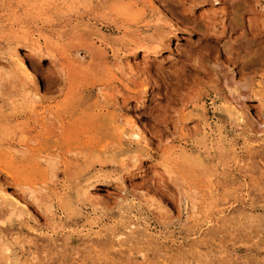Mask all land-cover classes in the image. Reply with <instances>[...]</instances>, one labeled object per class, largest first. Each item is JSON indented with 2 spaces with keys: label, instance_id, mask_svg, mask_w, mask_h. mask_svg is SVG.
<instances>
[{
  "label": "rangeland",
  "instance_id": "rangeland-1",
  "mask_svg": "<svg viewBox=\"0 0 264 264\" xmlns=\"http://www.w3.org/2000/svg\"><path fill=\"white\" fill-rule=\"evenodd\" d=\"M0 171V264H264V0H0Z\"/></svg>",
  "mask_w": 264,
  "mask_h": 264
},
{
  "label": "bare ground",
  "instance_id": "bare-ground-1",
  "mask_svg": "<svg viewBox=\"0 0 264 264\" xmlns=\"http://www.w3.org/2000/svg\"><path fill=\"white\" fill-rule=\"evenodd\" d=\"M151 40V39H150ZM152 41V40H151ZM142 42V41H141ZM153 46V45H152ZM142 47V46H141ZM148 47H151V46H148ZM153 47H157V46H153ZM141 49H144V48H141ZM147 48H145V50H146ZM47 51V50H46ZM49 55V54H48ZM50 56V55H49ZM148 56V55H147ZM19 57V56H18ZM21 58V57H20ZM18 62H20V66H22V70L27 74V75H31V73H30V71L26 68V66L24 65V63H23V61L21 60V61H18ZM60 73V71H58L56 74H59ZM55 74V73H54ZM245 87V86H244ZM233 93L235 92L236 93V98L237 97H240L239 96V92H237V90H235L234 89V91H232ZM234 93V94H235ZM234 97V96H233ZM232 98V97H231ZM242 98V97H241ZM233 106V105H232ZM235 107V106H234ZM69 108V107H68ZM235 109V108H234ZM67 110V109H66ZM90 113V112H89ZM239 113V112H238ZM234 116V115H233ZM90 117V116H89ZM241 117V116H240ZM71 121V120H70ZM240 121V120H239ZM68 123V122H67ZM69 123H71V122H69ZM81 124V123H80ZM88 133V132H87ZM142 133V132H141ZM81 135V134H80ZM143 135V134H142ZM130 138H141V134L139 133V132H135V133H132V134H130V136H129ZM225 140V139H224ZM77 144V143H76ZM80 145V144H79ZM76 146V145H75ZM3 169H1V171L2 172H4L5 174H7L8 175V177L12 180V183L13 184H15L16 186H20L21 184H19V182L18 181H20V179L18 180L17 179V177H15L14 176V174L10 171V170H12V169H7V168H5V167H2ZM14 170V169H13ZM12 170V171H13ZM0 171V172H1ZM15 171V170H14ZM159 171L161 172V173H163V175H165V176H171L172 174H173V171L170 169V167H168V166H159ZM16 173V172H15ZM17 174V173H16ZM23 188H25V187H23ZM22 188V189H23ZM26 190V189H25ZM23 191H24V189H23ZM25 192V191H24ZM25 193H27V192H25ZM84 193H86V192H84ZM33 194V193H32ZM32 194H29L30 195V197L32 196ZM27 195V194H26ZM34 196V195H33ZM2 198H5V200L4 201H6L9 205H11L12 207H13V209H15L16 211H22V212H24V209L26 208L25 207V205H23V204H21L20 202H18L14 197H10V196H7V195H5L4 197H2ZM33 201L34 202H36L37 203V199L36 198H33ZM3 215V214H2ZM13 217H16V216H14L13 215ZM3 246H1V248H2ZM22 249V248H21Z\"/></svg>",
  "mask_w": 264,
  "mask_h": 264
}]
</instances>
